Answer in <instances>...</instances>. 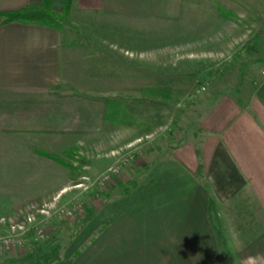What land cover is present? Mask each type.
Returning a JSON list of instances; mask_svg holds the SVG:
<instances>
[{
	"label": "rangeland",
	"instance_id": "obj_1",
	"mask_svg": "<svg viewBox=\"0 0 264 264\" xmlns=\"http://www.w3.org/2000/svg\"><path fill=\"white\" fill-rule=\"evenodd\" d=\"M68 15L63 77L38 106H65V144L50 151L70 165L50 162L48 178L0 176V264H56L63 255L65 264H129L99 254L104 225L89 231L97 213L178 146L198 152L210 107L223 97L243 105L264 76V0H168L164 17ZM163 85L174 102L153 109L146 126L106 130L104 99H139L135 89ZM220 243L225 264H235Z\"/></svg>",
	"mask_w": 264,
	"mask_h": 264
},
{
	"label": "crops",
	"instance_id": "obj_2",
	"mask_svg": "<svg viewBox=\"0 0 264 264\" xmlns=\"http://www.w3.org/2000/svg\"><path fill=\"white\" fill-rule=\"evenodd\" d=\"M52 1L60 12L64 0ZM40 2L0 0V12ZM167 11L168 0H73L68 16L146 18ZM64 37V25L2 24L0 17V176H53V160L38 150L65 144V106L39 108L38 99L54 94L62 80ZM200 128L198 152L192 142L178 146L101 208L89 228L104 225L99 254L132 257L129 264H225V242L233 263L264 264V76L243 105L217 100ZM56 264H65V255Z\"/></svg>",
	"mask_w": 264,
	"mask_h": 264
},
{
	"label": "trees",
	"instance_id": "obj_3",
	"mask_svg": "<svg viewBox=\"0 0 264 264\" xmlns=\"http://www.w3.org/2000/svg\"><path fill=\"white\" fill-rule=\"evenodd\" d=\"M72 3L73 0H64L62 11L57 12L53 8L52 0H41L40 3L0 12L1 23L40 24L60 30L63 27L62 18L66 17L72 10ZM135 90L141 95L139 99L110 97L102 101L100 117L108 132L113 131L119 125L146 126L153 109L174 102V91L170 86L141 87ZM173 123L176 125V119L173 120ZM38 153L62 166L70 165L65 159L46 150L39 149ZM147 168L148 166L145 169ZM197 175L199 179H202L200 170H198ZM131 188L132 186L124 187L121 194L128 193ZM242 203L240 202V204Z\"/></svg>",
	"mask_w": 264,
	"mask_h": 264
}]
</instances>
